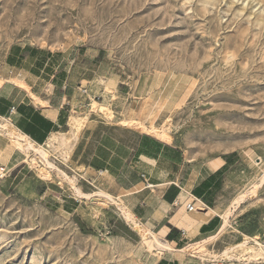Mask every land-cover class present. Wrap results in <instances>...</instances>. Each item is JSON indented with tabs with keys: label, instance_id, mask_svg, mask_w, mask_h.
Here are the masks:
<instances>
[{
	"label": "rangeland",
	"instance_id": "1",
	"mask_svg": "<svg viewBox=\"0 0 264 264\" xmlns=\"http://www.w3.org/2000/svg\"><path fill=\"white\" fill-rule=\"evenodd\" d=\"M15 43L75 49L86 88L99 91L72 113L89 119L68 163L55 161L90 196L57 171L43 177L0 129V264H150L145 255L162 257L137 234L119 235V206L99 203L105 198L93 183L105 188L88 162L110 125L144 142L172 143L165 145L175 151L169 163L178 183L186 173L221 168L202 200L232 211L223 235L206 243L209 251L244 236L264 245V0H0V68ZM165 123L168 131H159ZM180 195L192 199L179 189L172 203ZM215 217L217 227L201 240L221 229ZM182 253L200 264H264Z\"/></svg>",
	"mask_w": 264,
	"mask_h": 264
},
{
	"label": "crops",
	"instance_id": "2",
	"mask_svg": "<svg viewBox=\"0 0 264 264\" xmlns=\"http://www.w3.org/2000/svg\"><path fill=\"white\" fill-rule=\"evenodd\" d=\"M74 50L13 44L0 68V120L9 118L37 143H45L51 134L62 129L61 132L68 130V119L72 113L85 107L89 91H99L86 88L85 67L78 60L79 52L74 53ZM82 88L87 89V94L82 92ZM13 107L15 110L12 111ZM165 144L173 146L157 137L144 142L128 127L110 125L97 139L88 167L108 193L169 246L163 249L153 247V251L162 257L156 253L147 254L143 258L148 263L200 264L190 260L182 249L214 231L218 219L215 215L194 213L197 211L186 210L185 213L184 207L176 212L173 204L180 205H176L175 200L172 203L171 199L179 189L188 191L190 188L204 205L197 209L210 207L202 199L214 186V179L221 168L208 167L204 173L203 168L186 173L178 183L169 163V156L175 151L168 150ZM117 223L113 228L119 235L132 238L137 234L142 237L124 217H119Z\"/></svg>",
	"mask_w": 264,
	"mask_h": 264
},
{
	"label": "bare ground",
	"instance_id": "3",
	"mask_svg": "<svg viewBox=\"0 0 264 264\" xmlns=\"http://www.w3.org/2000/svg\"><path fill=\"white\" fill-rule=\"evenodd\" d=\"M1 83L2 80L0 79V84ZM92 103L93 105L97 106L99 105L100 102L94 100V102ZM97 109L99 111H102L105 108L103 105L100 104ZM88 119L89 117L86 115L85 116L79 114L71 115L70 118L68 119V130L64 132L60 131L51 134L45 143H37L34 140H32L29 136H27L22 131H20L9 118L1 119L0 127L5 130L7 134L6 136L10 140V142L24 153L25 161L31 162L36 168L38 167L40 174L43 177L51 178L53 174L52 171H57L56 172L57 175H59L61 178L64 177L68 179L69 182H71L70 184L74 186V189L76 190L77 193L87 197L90 195L81 191L80 188L76 185L75 179L68 176L63 170H61L56 165L55 161H57L59 158V160L60 159L62 160L61 163L63 164L68 163L71 152L76 144V141L79 138V135L86 127ZM157 129L161 132H167L169 128L165 123L162 126L157 127ZM78 170L79 167L75 168V171ZM93 186L98 190L95 191L96 194L102 198H105L103 200L100 199L99 203L104 207H106L109 204V202L110 203L112 202L117 206H119L118 208L121 214L123 215V217L125 218V220L128 221V223H130L132 227L142 235L145 242L148 243V245H150L151 248L154 247V248L163 249L164 247H169L167 244H164L161 241V239L156 233L150 231L148 228L142 225L134 217L131 211L122 205L121 201L119 200L117 201L113 195H111L110 193L99 187L97 184L93 183ZM217 209L218 208L216 207L215 208L207 207L203 209L199 208L197 209V212L207 215L215 214L221 217L222 224L219 232L217 231L218 232L217 234L207 237L204 240L188 244V246L182 249V251L191 252L197 256H200L202 259L226 258V259H237L248 263L251 261H258V262L264 261V245L257 240L253 242H249V238H250L249 236H248L249 238L244 236L245 240L239 244L225 247V249L220 253L209 251L206 248L207 245L206 243L214 239L216 240V238L220 235L222 236L223 234L221 233L229 225V221H230L229 216L232 210L228 209L225 212H219Z\"/></svg>",
	"mask_w": 264,
	"mask_h": 264
},
{
	"label": "built area",
	"instance_id": "4",
	"mask_svg": "<svg viewBox=\"0 0 264 264\" xmlns=\"http://www.w3.org/2000/svg\"><path fill=\"white\" fill-rule=\"evenodd\" d=\"M82 92L84 94H87V89L86 88H82ZM15 110V108L13 107L12 108V111ZM2 171H5V168L3 167L2 168ZM181 192H183L184 194H186L187 197H192L191 201H186L187 198L185 197H182L181 195L180 196H177L175 198V204L176 205H183L185 206L186 210L188 212H194V211H197V203L196 201H199L200 199L194 195L192 192H188V191H185L184 189L181 190Z\"/></svg>",
	"mask_w": 264,
	"mask_h": 264
},
{
	"label": "trees",
	"instance_id": "5",
	"mask_svg": "<svg viewBox=\"0 0 264 264\" xmlns=\"http://www.w3.org/2000/svg\"><path fill=\"white\" fill-rule=\"evenodd\" d=\"M219 171H220V169L218 170V172H219ZM218 172H217V173H218Z\"/></svg>",
	"mask_w": 264,
	"mask_h": 264
}]
</instances>
